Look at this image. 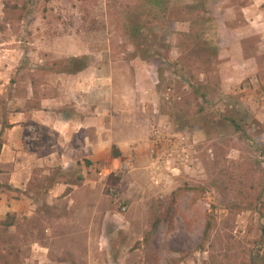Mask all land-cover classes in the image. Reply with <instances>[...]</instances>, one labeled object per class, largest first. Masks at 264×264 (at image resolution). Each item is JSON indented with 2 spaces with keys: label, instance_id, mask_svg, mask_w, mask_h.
I'll return each instance as SVG.
<instances>
[{
  "label": "rangeland",
  "instance_id": "rangeland-1",
  "mask_svg": "<svg viewBox=\"0 0 264 264\" xmlns=\"http://www.w3.org/2000/svg\"><path fill=\"white\" fill-rule=\"evenodd\" d=\"M5 2L24 6L20 20H5ZM262 10L264 0H0L8 97L30 80L36 98H66L54 63L83 58L110 82L96 94L129 142L89 167L65 156L3 170L0 218L15 222L0 225V252L10 264H264ZM224 46L233 65L219 59ZM46 142L33 145L41 156L67 153ZM184 187L193 189L171 206ZM157 215L166 218L145 242Z\"/></svg>",
  "mask_w": 264,
  "mask_h": 264
},
{
  "label": "crops",
  "instance_id": "crops-1",
  "mask_svg": "<svg viewBox=\"0 0 264 264\" xmlns=\"http://www.w3.org/2000/svg\"><path fill=\"white\" fill-rule=\"evenodd\" d=\"M263 12L264 10L261 14H264ZM9 50L11 49L6 46L0 48V98L5 100L6 114L5 117L1 116L3 110L1 109L0 116L3 121H0V128L4 121L7 125L2 133L0 175L4 174L3 170L7 169L8 165L13 167L14 171L21 170V167L25 168V165H21V162L25 161L40 163L56 158L61 161L65 156L67 162L82 157L98 160L101 150L104 147L110 149L113 144L117 145L122 154L124 153L122 145L129 142L123 139L120 143L119 133L116 132L119 124L114 118V107L102 108L101 97L96 94L98 86H108L110 82H100L99 79L103 77L87 66L76 73L66 74V98L53 96L36 98L35 83L30 80L26 81V89L21 95L9 98L8 79L4 76L7 73L4 70V63H8ZM219 55V59L223 58V64L233 65L234 60H229V46L220 47ZM41 86L45 84H40ZM13 102L16 107L11 106ZM62 105H67V110L59 109ZM49 136L57 139L59 145H67V153L57 154V150H51L47 155L41 156L38 145L35 148L33 145L47 144ZM2 181L0 178V183ZM9 182L11 184L13 181Z\"/></svg>",
  "mask_w": 264,
  "mask_h": 264
},
{
  "label": "trees",
  "instance_id": "trees-1",
  "mask_svg": "<svg viewBox=\"0 0 264 264\" xmlns=\"http://www.w3.org/2000/svg\"><path fill=\"white\" fill-rule=\"evenodd\" d=\"M23 9L24 6H19L15 3H9V2H5L3 3V14H4V18L8 23L13 22L14 20L18 21L22 18V14H23ZM83 58H78V57H71V58H63L59 61H56L54 64L57 65L58 67H60L58 69V73H76L80 70L85 69L88 65L85 64L82 61ZM232 122H235V120H232ZM7 125H2V127L0 128V152H1V148L3 145V139H2V133L4 130V127H6ZM111 155L113 158H119L122 153L119 150V148L117 147V145L113 144L111 145ZM85 167H89L91 165H93V162L89 159H84L83 160ZM2 185V184H1ZM4 186V185H3ZM5 187L8 190H17L15 187H13L12 185H5ZM192 187H184V188H177L172 192V201L170 203V205L172 206V203L175 201V199L177 197H179L180 195H182L183 193H185L186 191L192 190ZM196 192H198L199 195L203 194L205 191V188L202 186H199L197 188L194 189ZM197 195L194 196L193 200H196ZM263 206H264V199H263ZM169 214V211H166V215ZM166 215H164V217L166 218ZM163 215H157L154 219V221L152 222V227L151 230L147 231L143 241L147 242V240L151 237L152 235V230L159 224L160 220H162ZM15 222V216L14 214L11 213H7L6 217L4 219L0 218V225L3 227H10L14 224ZM214 224H213V220L211 217H209V219L206 220L205 225H204V230H203V241H206L209 237L210 231L212 230ZM141 241H137L135 243V246L138 247L140 246ZM180 261V260H179ZM11 260H10V254L6 253V252H0V264H10Z\"/></svg>",
  "mask_w": 264,
  "mask_h": 264
}]
</instances>
